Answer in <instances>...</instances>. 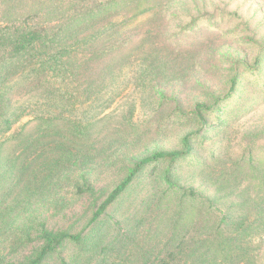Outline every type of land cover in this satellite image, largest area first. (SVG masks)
Returning a JSON list of instances; mask_svg holds the SVG:
<instances>
[{"label":"trees","instance_id":"obj_1","mask_svg":"<svg viewBox=\"0 0 264 264\" xmlns=\"http://www.w3.org/2000/svg\"><path fill=\"white\" fill-rule=\"evenodd\" d=\"M14 1L9 9V1L0 0V264L35 241L39 246L18 264H44L67 242L75 254L59 264H77L90 252L86 264L95 255L105 260L112 241L104 244L92 230L50 231L46 224L92 192L95 169L114 144L142 138L129 115L121 124L126 131L112 129L109 116L99 119L113 100L107 96L115 68L105 60L125 59L131 40L121 39L123 28L158 16L171 0H36L33 9L24 0ZM170 38L176 50L183 49L184 39ZM254 62L256 68L233 75L226 95L196 102L187 114L178 105L160 113L156 136L176 127L188 130L180 148L135 157L88 223H103L99 219L107 208L149 171L152 188L140 206L143 214H154L155 227L142 228L153 241L138 237L127 217L117 238L130 250L108 264H264V158L250 145L234 159L225 160L214 148L194 159L201 131L214 121L233 124L264 102V49ZM169 65L168 57L157 54L137 65L134 85L154 104L148 75L165 79ZM24 111H31L32 119L16 125ZM113 131L114 142L108 139ZM111 155L110 166L117 161ZM189 158L195 161L187 171L190 178L181 183L178 173ZM191 178L198 185L189 184Z\"/></svg>","mask_w":264,"mask_h":264},{"label":"rangeland","instance_id":"obj_2","mask_svg":"<svg viewBox=\"0 0 264 264\" xmlns=\"http://www.w3.org/2000/svg\"><path fill=\"white\" fill-rule=\"evenodd\" d=\"M8 1L7 8L17 5L14 0ZM35 1L24 0L23 3H26L27 9H33ZM174 36L184 39L183 49L176 50L175 46L168 42V39ZM120 37L130 39L131 45L125 50L127 54L122 61L105 60L109 68H115L107 96L113 100L99 119L109 116V126L112 129L126 131L128 128L122 126L123 119L129 115L127 118L140 126L137 133L141 134L142 138L138 142L129 136L126 138L129 142L125 140L122 144H114L106 156L102 155L99 166L95 169L97 176L92 192L75 199L67 209L57 217L50 218L46 224L50 231L75 235L92 230L93 234L98 233L103 238L104 244L108 245V242L112 241L109 247H114L108 257L104 260L102 256L95 255L91 258V264H108L119 254L122 256L125 252L128 253L130 247L127 241L123 244L117 238H121L127 217L131 219L132 228L139 229L138 237L142 236L143 241H153L152 234L143 236L145 233L142 228L155 227L154 214H143L140 206V200L147 196V191L152 188L151 178L148 179L149 171L141 175L142 182L139 186L131 187L121 201L107 208L99 219L103 223L90 226L88 223L92 214L124 175L125 166L135 157H142L155 149L180 148V138L188 130L176 127L164 135L156 136L155 127L160 113L171 112L178 105L184 114H187L196 102L226 95L233 75L242 73L246 68L257 67L255 58L264 49V0H171L166 10L158 16H145L136 24L123 28ZM156 54L159 57H168L170 65L167 68L169 75L165 79H154L148 75L154 83L151 92L157 103L154 104L148 98L147 92L136 89L134 78L137 65L142 64L143 57ZM176 56L178 62H175ZM245 78H249V74ZM167 79L169 83L166 86L161 85L160 82ZM30 113L31 111H24L23 118L16 125L32 119ZM149 126L151 129L147 132ZM108 139L117 141L116 131L108 134ZM250 145L254 154L264 158V102L255 104L247 115L240 117L233 124L221 125L214 121L206 132L201 131L195 145L194 159H198L207 148H214L215 154L224 152L225 160L234 159L242 149ZM113 153L117 161L110 166ZM194 162L189 158L187 164L179 171L181 183L190 178L187 171L192 169ZM198 183V180L192 178L189 181V184ZM140 216L145 218H139ZM127 227L129 228L128 224ZM38 246L39 242L35 241L7 264L22 262ZM74 254L75 247L67 242L44 264H59L61 260L69 259ZM90 255L92 252L80 256L77 264H86Z\"/></svg>","mask_w":264,"mask_h":264}]
</instances>
